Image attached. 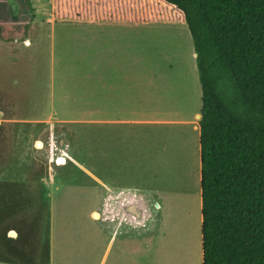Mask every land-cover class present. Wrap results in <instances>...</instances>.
Instances as JSON below:
<instances>
[{
    "label": "rangeland",
    "instance_id": "rangeland-1",
    "mask_svg": "<svg viewBox=\"0 0 264 264\" xmlns=\"http://www.w3.org/2000/svg\"><path fill=\"white\" fill-rule=\"evenodd\" d=\"M90 1L61 4L76 9ZM56 3L0 0V260L202 264L199 131L193 128L202 92L187 24L127 23L118 38H93L88 20L59 19ZM126 57L141 66L142 104L103 110L123 105L132 88L119 80L93 83L94 67L117 60L127 65ZM94 102L102 110H84ZM116 116L139 119L126 128L132 137L136 130L138 184L152 202L138 231L126 230L127 222L116 229L120 212L114 208L115 222L109 221L105 188L52 144L67 129L56 119L71 120L63 125L73 131V155L105 179L103 126L89 146L87 123L74 120ZM46 176L52 178L48 187Z\"/></svg>",
    "mask_w": 264,
    "mask_h": 264
},
{
    "label": "trees",
    "instance_id": "trees-1",
    "mask_svg": "<svg viewBox=\"0 0 264 264\" xmlns=\"http://www.w3.org/2000/svg\"><path fill=\"white\" fill-rule=\"evenodd\" d=\"M76 9L57 0L62 20L187 24L202 92V264H264V0H92Z\"/></svg>",
    "mask_w": 264,
    "mask_h": 264
},
{
    "label": "crops",
    "instance_id": "crops-1",
    "mask_svg": "<svg viewBox=\"0 0 264 264\" xmlns=\"http://www.w3.org/2000/svg\"><path fill=\"white\" fill-rule=\"evenodd\" d=\"M127 23L132 25H139L143 23H133L128 21H99V20H89V24L93 25L91 29H89V33L91 37L95 36H109L112 39L118 38L116 34H120L121 31L126 28ZM128 32V29H127ZM123 59V58H122ZM129 64L124 65L121 60H117L114 62L111 61L104 64L103 68L99 66H95L94 74L91 75L93 83H106L108 80L115 81L119 80L123 83H129L131 85L130 95L128 99L124 102L123 105H116L109 107L107 105L104 106L103 110H127L128 106L132 110H137L142 104L141 99L138 100L137 96V88H141L140 74L138 69H141V66L138 65V61L135 58H128ZM130 59V60H129ZM113 79V80H111ZM136 88V89H134ZM96 100H99L97 96L99 92H95ZM99 103H92L87 109L88 112L99 111L102 110L98 108L97 105ZM56 110V109H54ZM58 110H68V109H58ZM199 115H196L198 122H193V128L199 131L200 136V128H199ZM56 123L60 124L57 126L66 127L63 125L65 123H69L63 118L56 119ZM67 121V122H66ZM50 123V121L48 120ZM46 122V123H48ZM75 123H87L88 125V136H89V146L91 144V140L96 137L97 133H100V129L97 126H103V140H104V150H103V160H104V175L105 179H103L97 171H95L89 165L86 167L81 164L75 156L73 155V150L71 147V135L70 130H62L60 134L53 136L52 144L56 142H61V145L58 147L55 145V148L59 150L62 154H66L68 158L72 159V162L76 165H79L80 170L88 175L91 179H93L96 183H98L101 187L105 188V192L102 194V199H104V206L106 208V215L109 221H113L112 215H115L114 208L120 212V220L117 221L118 227H115L120 231L121 226L124 222H127L128 231H138L140 229L141 223H143L147 214L150 212V206L152 202V195L150 191L145 192L141 189L138 184L139 177V162L140 153L138 150V142L136 141L135 134L136 130H132L130 136L129 130L126 128V125L130 123H138L139 119L133 118H122L120 116L116 117H104L103 119L98 117H89L87 119H77L74 120ZM62 124V125H61ZM93 125V126H91ZM94 129V130H93ZM171 149L169 146L167 148ZM200 149V142H199ZM65 156V155H64ZM201 169V162H200ZM201 179V174H200ZM43 183L48 187V184L52 183V178L43 177ZM93 190L97 189L94 185ZM152 191V190H151ZM201 208H202V199H201ZM202 215V213H201ZM202 224V218H201ZM202 235V233H201ZM0 264H35V263H25L18 261H3L0 260ZM53 264V263H46Z\"/></svg>",
    "mask_w": 264,
    "mask_h": 264
},
{
    "label": "flooded vegetation",
    "instance_id": "flooded-vegetation-1",
    "mask_svg": "<svg viewBox=\"0 0 264 264\" xmlns=\"http://www.w3.org/2000/svg\"><path fill=\"white\" fill-rule=\"evenodd\" d=\"M10 7H11V10H13V12H15L14 14L16 15L17 4H15L14 2H12L11 5H10ZM17 12H18V10H17Z\"/></svg>",
    "mask_w": 264,
    "mask_h": 264
},
{
    "label": "water",
    "instance_id": "water-1",
    "mask_svg": "<svg viewBox=\"0 0 264 264\" xmlns=\"http://www.w3.org/2000/svg\"><path fill=\"white\" fill-rule=\"evenodd\" d=\"M201 115H199V117H200ZM61 145V142H59V143H57V146L59 147Z\"/></svg>",
    "mask_w": 264,
    "mask_h": 264
}]
</instances>
